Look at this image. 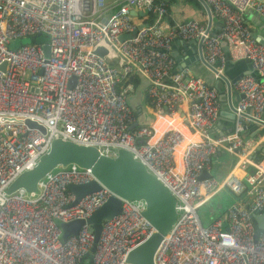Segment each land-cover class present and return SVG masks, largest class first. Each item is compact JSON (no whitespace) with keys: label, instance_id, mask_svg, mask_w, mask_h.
Returning <instances> with one entry per match:
<instances>
[{"label":"built area","instance_id":"1","mask_svg":"<svg viewBox=\"0 0 264 264\" xmlns=\"http://www.w3.org/2000/svg\"><path fill=\"white\" fill-rule=\"evenodd\" d=\"M205 2L212 22H221L214 35L206 14L204 21L171 24L163 0H0V264H130L128 252L154 231L142 213L145 200L121 198V211L102 222L89 259L94 234L86 219L113 193L99 183V190L74 203L68 184L96 180L90 168L76 164L56 166L35 191L8 193L56 138L94 146L108 157L125 149L169 190L176 217L154 264H264V233L254 236L252 218L264 211V159L252 158L254 142L241 135L252 119L264 127V45L242 15L249 8L264 19V0ZM139 10L145 18L152 14V21L121 41L120 35L139 25ZM37 36L48 42L9 48L14 39ZM176 38L200 41L204 63L219 62L216 78L225 63L222 41L230 59L250 61L251 72L234 83L243 96L234 104L230 133H212L219 117L217 90L187 68L175 71ZM97 47L105 54L96 53ZM132 74L147 82L161 128L129 129L137 120L129 104L131 84L121 90L118 84ZM219 151L235 157L230 171L222 180L200 179ZM217 187H228L234 199L222 218L203 224L197 209ZM76 219L83 220L78 232L63 240L60 223Z\"/></svg>","mask_w":264,"mask_h":264},{"label":"water","instance_id":"2","mask_svg":"<svg viewBox=\"0 0 264 264\" xmlns=\"http://www.w3.org/2000/svg\"><path fill=\"white\" fill-rule=\"evenodd\" d=\"M198 2L204 8L205 14L207 15V29L210 28V34L214 35L217 29L212 26L210 8L205 0H198ZM131 13L135 14V11L131 10ZM141 26H143V24H139L130 33L120 35V40L123 41L126 38H131ZM254 37L264 45V39L262 37L259 35H254ZM182 42L185 43L186 41L183 40ZM191 42L197 45L198 55H195L194 59L182 63L181 66L190 67L194 73H196L195 76L199 75L195 70L196 65L200 64L209 69V72H206L208 74L207 76L201 75L198 77L202 78L209 86H212V84L215 85L218 91L220 109L223 110L227 105V108L231 112V117L234 119V104L239 101V98H241L243 94L234 91V93L237 94V98L232 100L230 95L231 85L244 74L251 72L252 68L250 61L248 59H238L234 61L230 59L227 44L225 41H222L220 46L225 54V63L222 74L218 77L219 79L214 80V67L218 66L219 62L216 61L214 67L205 64L202 59L200 41L197 42L196 40H192ZM43 48L45 54L48 55V45L43 46ZM96 53L104 55L105 50L102 47H97ZM176 58H178L177 55ZM3 66L4 64L1 65V67ZM236 68H240V70L235 75H232L231 71ZM252 75H254L255 80H259V74L253 72ZM220 79L226 84V92L224 91L225 88ZM134 109L137 110L139 114L136 122L132 123L129 129L137 124H148L151 122V117H146L145 113H141L140 109H136L135 106ZM250 111L251 109L247 110V112ZM222 116L223 115L220 113V120ZM261 118H264V113H262ZM25 123L29 126H37L36 123L29 120H26ZM250 123L254 128H259V124L256 123V120L252 119ZM246 124L247 123L243 124V129H246ZM220 127L222 128L221 125ZM260 130L264 132V127L260 128ZM42 131L44 130L42 129ZM67 164H76L81 168H90L97 180H91L81 184H68V190L75 194L74 203L85 194L99 190V183L107 187L113 193L86 219V222L90 224L94 234L93 245L87 253L89 259H91V253L95 250V245L101 232L102 222L119 214L121 211V198L126 200L143 199L146 202V207L142 212L143 216L153 226L154 231L144 241L128 252L127 261L130 264H154L155 251L176 217L175 199L169 190L158 181L155 176L150 174L139 161L133 160L131 153L125 149H118L116 157H108L102 155L94 146L56 138L51 142L49 150L39 158L38 163L33 168L22 172L10 183L7 192H13L18 188H24L27 192L35 191L38 181L48 172L56 166ZM209 176H211L209 172L202 171L199 178L202 179ZM252 218L255 228L254 236L259 232L264 233V211L261 213H253ZM82 223L83 220L80 219L60 223L62 239L66 240L69 235L76 234Z\"/></svg>","mask_w":264,"mask_h":264},{"label":"crops","instance_id":"3","mask_svg":"<svg viewBox=\"0 0 264 264\" xmlns=\"http://www.w3.org/2000/svg\"><path fill=\"white\" fill-rule=\"evenodd\" d=\"M163 1L166 2L167 4L166 19L171 24L185 22L191 18H197L198 20H201V21L205 20V11L203 7H202L203 8V11H202L201 9L197 7L195 8V6H193L192 4H190L189 2L185 0H163ZM200 15H202V18L199 17ZM242 15H243L244 23L248 26V28L253 33V35H259L260 37L264 39L263 19L260 16H258L252 9H249V8L244 10ZM144 18H145V15L142 14V12L139 10L136 21L139 24H143L145 23L143 20ZM212 26L218 29L221 26V22L216 17H213ZM183 40H185L186 42L183 43L182 42ZM191 41H192L191 39L186 40V39H181V38H176L175 40H173L172 45H171V52L173 55L172 54L171 55L173 56L174 61H175V66H174L175 71L183 69V68H187L191 71L193 75H196V73H194V71L190 67L181 66L182 63L190 61L191 59L195 58V55H198V47L196 44L194 45ZM176 55L178 56V58H176ZM195 70L198 72L199 74L198 76H201V75L207 76L208 75L207 73L209 72V69H207L206 67L200 64L196 65ZM239 70L240 68H236L235 70L231 71V74L235 75ZM136 75L139 77L140 83H139L138 88L135 89L133 84L130 82L132 92L129 97V103L131 104V107H133L132 109L134 113L136 114V116H138L139 113H137V110L134 109V106L136 109L139 108L141 113L144 112L146 117H151V122L146 125H151V124L154 125L155 122L157 123V121L161 119V127H162L164 124L162 121V118L160 117L159 114L158 115L154 114L155 109L150 104L151 98L149 97V94H148V84L142 77H140L138 74ZM217 79L219 78H216L214 76V80H217ZM221 81L225 88L224 91L226 92V84L223 80ZM125 83L126 81L119 82L118 89L121 90L126 85ZM231 86H232L231 93H230L231 99L235 100L237 98V94L234 93V91L236 92L237 90L234 87V83ZM210 87H213L216 89L214 84H212V86ZM217 100H218V108H219V117H218V120L214 128L212 129V133L215 135H225L231 132L233 125H234V119L231 117V112L227 108V105H226V108L222 110L220 109V101L218 97H217ZM183 109H184V106L182 105L181 107L178 108V113L183 114L184 113ZM220 113L223 115L221 120L219 119ZM263 113H264V110H263ZM178 122H180V117H174V123H178ZM219 124L222 126V128L220 127ZM161 127H158V128H161ZM241 135L244 138H252L254 142L253 147L251 149L252 158L255 160H260L262 158L264 159V132H261L260 127L254 128L251 125V123L248 121L246 124V129H243L241 131ZM234 161H235V157L233 155H229L223 151H219L212 156V168L209 173L211 174V176L215 177L217 180H222L232 168ZM221 192H229L231 194V191L228 187H217L213 190V194L209 198H207L205 201H203L200 207L207 204L216 195L219 196ZM231 196L233 200L234 196L232 194ZM212 210L213 211H210L211 213L210 217L205 218V221L203 222L201 220L203 224H208L209 222H211L213 219H216V218H222L225 214V210H224L222 216H217L219 213L217 214V212H215L214 214L215 208ZM206 214H208V212L204 213V215Z\"/></svg>","mask_w":264,"mask_h":264},{"label":"rangeland","instance_id":"4","mask_svg":"<svg viewBox=\"0 0 264 264\" xmlns=\"http://www.w3.org/2000/svg\"><path fill=\"white\" fill-rule=\"evenodd\" d=\"M186 1V0H185ZM188 2V1H187ZM199 17L202 18V15ZM37 41L32 42L30 37H22L14 39L10 44L9 48L16 49L20 44H27V43H43L48 42V37L46 36H37ZM232 194V193H231ZM229 192H221L219 196H215L211 201H209L207 204H205L202 207H199L197 209L198 215L202 216L204 213H207L208 210L211 208V206L216 207L218 202L220 203L221 210H225L226 207L232 202V196ZM233 195V194H232ZM211 205V206H210Z\"/></svg>","mask_w":264,"mask_h":264},{"label":"trees","instance_id":"5","mask_svg":"<svg viewBox=\"0 0 264 264\" xmlns=\"http://www.w3.org/2000/svg\"><path fill=\"white\" fill-rule=\"evenodd\" d=\"M186 1H188L190 4H192L193 6H195V8L197 7V8H199V9H201L202 11H203V8H202V6H201V4L198 2V0H186ZM203 13V12H202ZM152 18H153V15L152 14H149L148 15V17L147 18H144L143 20H144V22H146V23H150L151 21H152ZM32 40V42H36L37 41V38L36 37H32L31 38ZM126 81V83L125 84H127V83H132L133 84V86H134V88L136 89V88H138V86H139V77L136 75V74H133V75H130L126 80H124V82ZM124 84V85H125ZM145 125V124H144ZM219 205V206H218ZM218 205L216 206V207H213V206H211V208L212 209H214L215 208V210H214V214H215V212H217V216H222V214H223V212H224V209L223 210H221V208H220V203L218 202ZM212 209H209L208 210V214H206V215H202V216H200V218H201V220H202V222L203 221H205V218H208V217H210L211 216V213H210V211H213Z\"/></svg>","mask_w":264,"mask_h":264},{"label":"bare ground","instance_id":"6","mask_svg":"<svg viewBox=\"0 0 264 264\" xmlns=\"http://www.w3.org/2000/svg\"><path fill=\"white\" fill-rule=\"evenodd\" d=\"M156 127H161V119H159V121H157V123L155 122L154 124Z\"/></svg>","mask_w":264,"mask_h":264}]
</instances>
